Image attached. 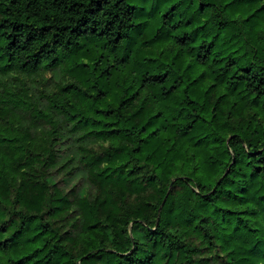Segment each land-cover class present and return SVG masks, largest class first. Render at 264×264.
Masks as SVG:
<instances>
[{
	"label": "trees",
	"instance_id": "16d2710c",
	"mask_svg": "<svg viewBox=\"0 0 264 264\" xmlns=\"http://www.w3.org/2000/svg\"><path fill=\"white\" fill-rule=\"evenodd\" d=\"M0 264H264V0H0Z\"/></svg>",
	"mask_w": 264,
	"mask_h": 264
},
{
	"label": "rangeland",
	"instance_id": "374dc122",
	"mask_svg": "<svg viewBox=\"0 0 264 264\" xmlns=\"http://www.w3.org/2000/svg\"><path fill=\"white\" fill-rule=\"evenodd\" d=\"M46 76H49L48 74H46Z\"/></svg>",
	"mask_w": 264,
	"mask_h": 264
}]
</instances>
